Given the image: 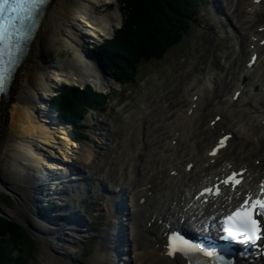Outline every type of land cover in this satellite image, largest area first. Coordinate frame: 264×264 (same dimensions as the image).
<instances>
[{"label":"bare ground","instance_id":"6f19581e","mask_svg":"<svg viewBox=\"0 0 264 264\" xmlns=\"http://www.w3.org/2000/svg\"><path fill=\"white\" fill-rule=\"evenodd\" d=\"M237 1L235 11L239 13L242 5L245 6L250 20L242 23L241 18H237L236 23L252 22L251 28L255 14L264 9V0L259 3ZM103 4H113V9L98 14L97 8ZM123 17L125 11L119 0H47L5 91L0 93V190L16 198L21 222L29 228L36 224L41 229L38 238L43 240L49 260H53L50 264H77L68 253L70 247L79 248L77 242H82L86 235L85 228L80 227L82 221L64 216V208L59 209L57 219L52 222L43 217L36 207L37 198L43 193L42 186H48L53 192L58 187L60 199L83 196L87 183L106 188L107 196L101 203L107 217L105 228L101 230L98 250L94 251L89 264H175L164 255L161 235L168 224L178 225L173 215L176 210L173 201L180 204L181 195L187 197L192 189L197 191V186L219 176L229 165L246 167L241 185L234 193H224L221 197V204L226 202L221 208L226 210V206L246 195H239L240 190L245 192L264 177L261 171L264 170V105L260 109L264 103V45L258 43L264 37V29L248 30L247 43L252 47L240 51L247 59L243 65L240 61L236 70L231 69L230 81H226L227 74L220 82L224 83L223 88H228L219 101H214L212 118L206 122L209 113L203 111L204 89L214 85V72L209 68L199 76L186 79V85L175 98L162 99L160 104L167 108L159 104L160 109L153 106L145 112L136 110L126 114L123 136L129 135V138L119 141L127 142L124 150H129L122 156L124 152L121 154L116 149V154L122 157L117 156L114 162L101 156L105 145L103 148L90 147L86 139L79 141L74 137L71 125L53 117L55 113L48 108L47 98L53 96L60 83L90 84L102 92L116 85L112 70L93 55L91 49L111 37L122 25ZM59 39L73 52V57L69 62L49 65L44 60L45 51ZM251 53L258 56L248 67L246 62ZM234 73L235 80L231 82ZM252 74L254 76L250 77ZM240 77L247 78L246 83L238 82ZM235 91H239V95L233 100ZM39 94L45 100L37 101L35 98ZM155 97L154 104L159 103L160 95ZM42 101L46 105L42 106ZM223 131L232 135L227 146L216 157L209 156L211 146ZM100 135L99 144L107 137L103 133ZM118 162L120 168L114 175L115 180L111 175ZM188 163H192L190 170L185 168ZM97 167V177L88 179L87 183L82 178L79 180L81 170ZM65 172L67 180H61ZM141 198L142 203L139 202ZM191 204L196 205L194 208L198 212H205L211 206L198 201ZM166 209L168 212L164 214ZM215 212L211 211L208 216L212 217ZM119 225L123 238L116 232ZM65 230L69 234H64ZM42 235L55 240V245Z\"/></svg>","mask_w":264,"mask_h":264},{"label":"rangeland","instance_id":"374dc122","mask_svg":"<svg viewBox=\"0 0 264 264\" xmlns=\"http://www.w3.org/2000/svg\"><path fill=\"white\" fill-rule=\"evenodd\" d=\"M238 3L239 1L237 0H199L195 11L196 14L194 21L191 22L189 30L187 33H184L181 36L180 41L167 50L161 58L150 59L147 61L143 60L137 67L134 77L129 82L119 83L114 71H112L117 80L116 85L108 92H104L105 94L103 95L106 97L104 102L98 105L99 108H93L95 109L93 111L90 110L92 108H85V111L83 112L84 114L78 119L79 124L83 123L88 126V128L83 130L84 132L82 133H85L84 135H86V131L89 133V135H86V141L91 144L90 147L95 148L98 146V148H103L105 145L107 149L103 152L104 154L101 153V156L105 155L104 157L112 162H114L113 159L117 156H126L127 150L129 149L124 150V146L127 142L124 141V143H122V141H119L124 139L127 140L129 138V135L123 136L124 130L122 127L125 124V115L130 114L132 111L135 112L136 110L145 112L148 108H154L153 106L160 109L158 106L160 102H162L166 97L168 99L175 98L176 95L182 91L183 87L186 85L185 82L189 80V78L197 74L199 76L202 72L204 73L210 68L214 72V85L204 89V99L206 103L205 106H203V111L209 113V115H206L205 117V121L207 122V120L213 115L211 109L214 105V101H219L222 92L224 93L228 88V86L223 88L224 83H220L221 81L223 82L224 75H229L231 69L236 70L238 63L240 65V61H242L243 65L244 61L247 59V55L243 56V53L240 51L248 48V30H257L255 29L257 26L264 24V9L255 14L251 28L249 27V24L252 22L246 25L236 23L237 18H241L242 23L247 21L249 22L250 20L247 17V12H245V6L242 5V9H239V13L235 11ZM112 9L113 4H103L97 8V11L98 14L103 15ZM125 23L126 12L125 17H123L122 25L116 29L115 33L111 37H106L105 40L96 44L94 48L92 47L93 52L98 53L99 46L114 37L117 34V31L121 30L122 27L125 26ZM72 57L73 52H71L69 47L65 45L61 39H59L45 51L44 60L49 65H56L59 61H63L65 63L69 62ZM228 75L226 76V78H228L227 80L225 79L226 81H230L231 79V75ZM254 75L252 74L250 77H253ZM234 76L235 73L233 74L231 82L235 80ZM246 79H243L244 81H242L240 77L238 82L246 83ZM231 85L232 84L230 83L229 87ZM89 87L92 90L94 88L91 85ZM160 91L162 92L159 94ZM157 94L158 96L160 95V100L159 103L154 104V98H156L155 96ZM36 97L37 98L35 99L37 101L45 100V97L42 94H39ZM49 98L50 97L47 99ZM41 103L42 106L46 105L43 101ZM150 103H153L154 105H151ZM160 106L161 108H167L161 104ZM170 106H172V103ZM154 111L157 115V110L154 109ZM100 133H103L105 136L107 135L108 138L112 135L110 137L109 146L107 145V141L103 139L101 140V144H99V139L101 138ZM116 149L121 151V154L124 152L123 155L121 156V154H116ZM115 164V166L113 164V175H111L113 179L115 178V173L118 172L117 168H120L118 166L119 162ZM98 169L99 167L95 169L91 168V170L87 169L84 172L81 170L80 172L83 174L87 172V175L90 178H95L97 177ZM72 193L73 192L70 194ZM91 197L93 198V202H91L90 198L88 200V207L83 208L82 212L91 213L93 216L91 221L90 219L88 220V224H90L88 226L89 228H92L93 226H91V224H93L95 227L102 230L104 227L103 221L105 213L100 209V205L104 201V193L95 190L93 191ZM72 201H75L74 197L70 198V202ZM20 212L21 211L17 206L16 198L8 191L0 190V218L10 220L16 224H18L16 220L23 223L20 219H18L17 214ZM33 231L36 237L28 234V237L23 245H21L20 250L11 251V257L13 255H18L17 258H19L17 259V263L12 264H50L53 262V260H49V253L45 250L43 240L38 238L40 233L35 230ZM8 235L7 231L5 235H0V239L2 237L7 239ZM87 236L89 238V244L86 251H83L84 248L81 247L82 242H77L79 248L73 249L69 246V252H72L68 253L69 257L73 259L77 258V264H89V260L94 251L98 250L96 246L97 241L101 238V235L98 236V234L96 235L95 233H88ZM65 237L66 236H63V238ZM0 241H2V239ZM82 241L86 242V238L82 239ZM4 242L5 241H2L0 243ZM82 251L83 254L81 255ZM81 261L84 263H81Z\"/></svg>","mask_w":264,"mask_h":264},{"label":"trees","instance_id":"16d2710c","mask_svg":"<svg viewBox=\"0 0 264 264\" xmlns=\"http://www.w3.org/2000/svg\"><path fill=\"white\" fill-rule=\"evenodd\" d=\"M126 12V23L111 39L99 46L98 54L123 82H129L143 60L159 59L180 41L194 21L199 0H120ZM102 93L89 86L80 89L62 85L53 106L59 117L74 125L87 107H98L105 100ZM98 109V108H96ZM8 231V238L0 243V264L17 263L18 255L28 235L23 228L0 218V235ZM0 239V240H1ZM0 241V242H2Z\"/></svg>","mask_w":264,"mask_h":264},{"label":"snow or ice","instance_id":"6c2138e0","mask_svg":"<svg viewBox=\"0 0 264 264\" xmlns=\"http://www.w3.org/2000/svg\"><path fill=\"white\" fill-rule=\"evenodd\" d=\"M44 2L45 0H0V93L5 91L11 78L17 62L15 53L22 49V42L30 38L35 13ZM225 139L227 137L222 138L217 147L222 146ZM215 151L213 149L212 154ZM237 176L234 172L222 183L235 186L240 183ZM260 187L264 194V184ZM204 191L211 192V189ZM258 214L264 215V199L250 201L246 196L244 202L225 218L224 231L233 238L243 237L245 242L256 244L264 239V228L260 227L256 218Z\"/></svg>","mask_w":264,"mask_h":264},{"label":"water","instance_id":"95a60500","mask_svg":"<svg viewBox=\"0 0 264 264\" xmlns=\"http://www.w3.org/2000/svg\"><path fill=\"white\" fill-rule=\"evenodd\" d=\"M122 4V3H121ZM123 6V5H122ZM124 9V8H123ZM124 11H125V9H124ZM92 53V52H91ZM93 54V53H92ZM94 55V54H93ZM100 60H101V58H99ZM102 61V60H101ZM103 62V61H102ZM105 64V63H104ZM110 69V68H109ZM36 207L38 208V204H36ZM41 213L44 215V213L41 211ZM17 222H18V224H20L21 226H22V228L30 235V236H33L34 235V232H33V230L32 229H34L33 227H32V229L31 228H29L28 226H26L25 224H23V223H20L18 220H16ZM33 232V233H32ZM34 237H35V235H34Z\"/></svg>","mask_w":264,"mask_h":264}]
</instances>
